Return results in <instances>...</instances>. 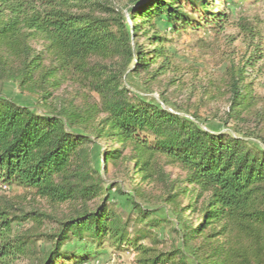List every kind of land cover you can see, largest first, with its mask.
<instances>
[{
  "label": "trees",
  "instance_id": "obj_1",
  "mask_svg": "<svg viewBox=\"0 0 264 264\" xmlns=\"http://www.w3.org/2000/svg\"><path fill=\"white\" fill-rule=\"evenodd\" d=\"M234 1L132 0L128 25L124 11L106 0H0L1 187L33 189L52 204H73L57 217L0 195V264L89 261L88 253L65 249L72 240L83 248L107 243L135 252L137 264H264V138L235 129L209 131L196 115L145 100L123 82L158 60L154 76L168 68L171 38L159 22L176 37L223 27L226 6ZM237 26L254 36L244 21ZM35 38L43 42L39 50L30 45ZM243 68L230 70L227 82L234 118L253 100ZM5 81L34 92L35 104L2 95ZM65 82L82 92L83 101L50 106L51 91ZM100 139L115 146L100 153L98 167L93 147ZM122 162L142 182L162 179L165 166H177L185 173L183 182L196 189L199 221L176 219L169 250L162 249L166 239L152 233L168 217L143 207L136 188L125 193L118 181L107 184L108 167ZM112 189L129 194L135 213L118 210ZM46 221L52 230L37 231Z\"/></svg>",
  "mask_w": 264,
  "mask_h": 264
},
{
  "label": "rangeland",
  "instance_id": "obj_2",
  "mask_svg": "<svg viewBox=\"0 0 264 264\" xmlns=\"http://www.w3.org/2000/svg\"><path fill=\"white\" fill-rule=\"evenodd\" d=\"M114 7L124 11L130 24L129 14L132 0H106ZM217 3V0H213ZM220 6L219 8H222ZM229 15L223 27L210 25L194 31H187L181 37L169 33L164 22L157 25L167 32L171 42L166 44L171 55L169 65L163 74L154 76V71L161 60L152 64L148 72L125 75L123 82L137 96L152 102L164 101V107L190 117L196 115L204 129L213 132H230L235 129L239 134L252 133L264 138V0H235L234 4L226 6ZM242 20L250 27L254 36L241 31L237 23ZM139 44H146L142 36L137 37ZM42 40L32 39L30 45L34 50L42 48ZM260 57V58H258ZM112 62H117L113 59ZM111 62V63H112ZM48 60L45 61V64ZM244 67V84H248V93L253 100L240 113L239 118L229 115L228 110V80L229 71ZM2 95L14 99L25 105L35 104V94L28 91L21 92L14 83H3ZM50 106L76 99L82 102L80 91L71 83L65 82L58 89L51 91ZM111 146L109 141L98 140L93 147V155L98 167L102 160L100 153ZM124 162L116 167H108L105 176L107 184L118 181L122 191H132L136 188L137 201L143 207L156 209L158 217H168L169 222L162 221L153 229L155 236L166 239L165 251L175 243L172 231L176 227L175 220L196 225L200 218L199 208L201 199L195 198L196 189L183 182L184 171L174 165L164 167V176L152 182H142L129 170ZM186 189L184 194L177 195L172 201H165L168 195ZM0 195H6L12 202L26 210H37L57 217L70 212L73 204L50 203L39 197L33 189L19 186L2 188ZM129 194L121 195L114 189L110 191V200L117 204L123 213L132 211L128 200ZM132 213H135L132 211ZM27 227H36L29 223ZM51 222H44L36 228L37 231L52 230ZM145 244L149 240L142 241ZM78 243L75 240L65 244V249L77 253H88L89 261L83 264H137L135 252L119 250L104 243L98 247L94 244ZM39 247L42 244L38 243ZM21 264V263H20ZM70 264V263H68Z\"/></svg>",
  "mask_w": 264,
  "mask_h": 264
}]
</instances>
